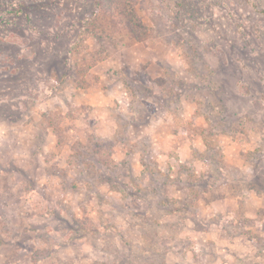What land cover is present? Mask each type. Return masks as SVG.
<instances>
[{
    "label": "rangeland",
    "instance_id": "rangeland-1",
    "mask_svg": "<svg viewBox=\"0 0 264 264\" xmlns=\"http://www.w3.org/2000/svg\"><path fill=\"white\" fill-rule=\"evenodd\" d=\"M0 264H264V0H0Z\"/></svg>",
    "mask_w": 264,
    "mask_h": 264
}]
</instances>
